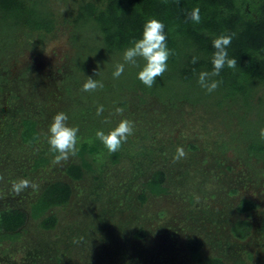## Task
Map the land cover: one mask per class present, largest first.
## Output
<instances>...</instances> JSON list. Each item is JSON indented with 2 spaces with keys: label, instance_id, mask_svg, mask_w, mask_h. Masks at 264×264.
<instances>
[{
  "label": "rangeland",
  "instance_id": "1",
  "mask_svg": "<svg viewBox=\"0 0 264 264\" xmlns=\"http://www.w3.org/2000/svg\"><path fill=\"white\" fill-rule=\"evenodd\" d=\"M83 1L101 5L106 0H46L56 20L51 35L44 39L14 29L13 42L0 39V50L5 47L0 55V209L29 208L49 183L64 179V169L75 159L70 156L33 172L34 147L22 144L13 132L21 117L33 113L48 132L56 113L70 117L74 96L68 84L76 90L92 77L103 81L106 92H120L131 74L124 73L123 54L104 51L98 31L73 25ZM121 63L124 72L114 78ZM82 64L87 74L78 78ZM253 96L248 109L213 99L200 105L155 98L141 103L137 93L127 92L103 119L108 121L106 133L122 119L134 122L133 134L122 144V161H105L99 172L73 183L69 206L54 210L59 216L56 229L43 230L31 219L20 241L0 245V264H191L185 245L194 235L205 240L208 254L223 257L227 264H264V162L250 157L241 137L243 119L264 116L259 108L264 88L257 86ZM67 123L79 132L87 126L85 119L69 118ZM178 147L185 156L174 160ZM158 168L167 172L169 192L141 206L139 182ZM23 179L36 187L17 193L13 185ZM242 198L256 201L258 209L240 214ZM244 218L254 228L240 241L231 228ZM142 230L145 235L137 238Z\"/></svg>",
  "mask_w": 264,
  "mask_h": 264
},
{
  "label": "trees",
  "instance_id": "2",
  "mask_svg": "<svg viewBox=\"0 0 264 264\" xmlns=\"http://www.w3.org/2000/svg\"><path fill=\"white\" fill-rule=\"evenodd\" d=\"M45 2L0 0V39L13 42L14 29L39 33L44 39L51 35L56 28V20L46 8ZM197 6L201 16L199 24L189 19V13ZM150 18L158 19L165 25L167 45L173 51L167 61V71L156 79L151 88L137 78L140 69L127 63L124 73L130 70L131 74L123 78L125 81L120 92L108 93L105 87L98 88L96 92H84L82 86L75 90L68 84L67 91L74 96L69 118L71 121L85 119L87 122L85 129L78 132L75 159L64 169V179L49 183L30 203L29 208L13 206L0 209V245L20 241L31 219L38 222L43 230L56 229L59 216L54 210L69 206L74 195L73 183L82 181L87 174L99 172L105 161L111 164L122 161L123 147L110 153L95 133L98 130L106 133L108 121H103L106 117L104 115L108 111L114 112V106L127 92L137 93L141 103L155 98L163 103L188 101L200 105L213 99L220 105H224L226 100L251 108L255 88H264V0H106L101 5L83 1L73 19V25L78 29L88 26L98 31L104 51L117 55L123 54L133 40L142 37L143 26ZM221 34H234L227 51L230 58L237 60V65L235 68L225 66L219 76L212 77L220 83L215 91L208 93L200 86L198 78L200 72L212 71L211 59L215 51L212 41ZM4 49L1 48L0 55ZM193 57L197 58L195 63ZM139 63L142 65L143 61ZM87 68L82 64L78 71L83 74L76 72V77L78 74L85 76ZM227 104L233 106L229 102ZM99 106H103V112L97 115ZM259 108L263 115L264 96L259 99ZM90 118L91 121H88ZM241 123V137L246 141L247 152L250 157L264 162V139L260 137L264 116L251 122L243 119ZM13 132L22 144L34 147L35 155L31 162L33 172L56 164L55 154L49 150L48 132L42 127L39 117L33 113L21 117L20 124ZM167 180V172L162 168L152 170L147 177H143L139 182L138 196L141 206L147 205L153 198L167 195ZM258 207L256 201L242 198L237 211L250 215ZM253 228L252 221L244 218L233 224L231 233L236 239L245 241L252 235ZM143 235L144 230L138 233L137 238ZM185 247L191 264H227L223 257L207 253L205 240L200 236L188 237Z\"/></svg>",
  "mask_w": 264,
  "mask_h": 264
},
{
  "label": "clouds",
  "instance_id": "3",
  "mask_svg": "<svg viewBox=\"0 0 264 264\" xmlns=\"http://www.w3.org/2000/svg\"><path fill=\"white\" fill-rule=\"evenodd\" d=\"M189 19L194 23L201 22L199 7H193L189 13ZM165 25L158 19H148L142 31V37L131 42V46L127 47L123 52V61L130 64L140 71L137 73V78L146 87L151 88L156 83V79L162 76L168 69V59L173 54V51L168 48L167 35L164 31ZM234 35V34H233ZM233 35L221 34L212 41V46L215 51L212 53L211 63L213 69L211 72L202 71L199 74L198 83L208 93L215 91L220 81L211 79L219 76L225 66L235 68L237 60L230 58L228 47L230 46ZM196 57H193V63L196 62ZM143 61L141 65L139 61ZM124 72V63L118 64L116 70L112 73L114 78H119ZM104 85L100 81L88 77L82 86L85 92H93L98 88H103ZM117 113H122V109H117ZM103 112V106L97 108V115ZM68 115L61 111L54 115L52 122L49 125L47 142L50 146L49 150L54 153V162L59 164L62 161H67L70 156H75L78 148V127L69 126L67 121ZM134 132V122L125 118L120 120L118 125L107 132L96 131V138L101 141L104 147L111 153L117 152L123 143ZM261 139H264V129L260 132ZM185 156L182 147H178L174 160ZM14 189L19 193L27 187L35 188L36 185L31 181L23 179L13 185Z\"/></svg>",
  "mask_w": 264,
  "mask_h": 264
}]
</instances>
